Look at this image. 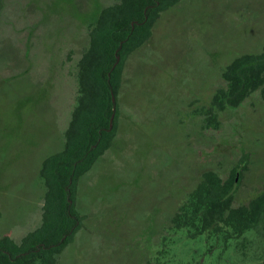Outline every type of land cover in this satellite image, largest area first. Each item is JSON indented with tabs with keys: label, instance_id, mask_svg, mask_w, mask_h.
I'll list each match as a JSON object with an SVG mask.
<instances>
[{
	"label": "rangeland",
	"instance_id": "374dc122",
	"mask_svg": "<svg viewBox=\"0 0 264 264\" xmlns=\"http://www.w3.org/2000/svg\"><path fill=\"white\" fill-rule=\"evenodd\" d=\"M15 2L0 0V32L15 42L0 55L10 50L3 56L10 60L20 58L41 16ZM48 2L49 14L72 11L61 0ZM109 2L77 0L74 19L53 15L36 27L30 73L0 88V230L19 241L41 222L46 188L39 170L63 147L86 29ZM263 44L264 0H183L162 14L154 37L127 61L116 143L80 186L87 218L57 264H264V221L228 241L222 232L200 234L171 221L201 173L228 174L244 148L249 163L235 202L264 187V99L255 95L243 108L223 111L217 129L202 132L200 121L224 66ZM23 66L2 64L0 76ZM230 130L236 136L224 137Z\"/></svg>",
	"mask_w": 264,
	"mask_h": 264
},
{
	"label": "trees",
	"instance_id": "16d2710c",
	"mask_svg": "<svg viewBox=\"0 0 264 264\" xmlns=\"http://www.w3.org/2000/svg\"><path fill=\"white\" fill-rule=\"evenodd\" d=\"M48 1L29 0L24 4L14 0L20 9L37 8L41 16L36 17L34 28H30L19 59L4 58L10 50L0 55V67L25 61V66L18 67L14 73L0 76V88L30 73L36 27L47 19L52 23L53 15L59 22L74 19L72 11L77 0H61L72 10L64 15L49 14ZM181 1L113 0L105 3L96 19L88 24L87 45L77 61V101L64 131L63 147L47 155L39 170L46 188L40 210L41 222L21 241L0 230V264H57L59 254L83 228L87 214L79 208L80 186L116 143L120 128L119 96L127 61L134 51L154 37L155 25L162 14ZM3 2L6 4L7 0ZM0 33L3 35L0 47L14 46L11 38ZM220 77V85L208 106L200 111L202 132L206 128L217 129L223 111H237L255 95L264 99V44L260 51L245 52L233 58L224 66ZM235 136L230 130L224 137ZM249 156L250 152L244 148L238 163L224 176L213 168L204 170L171 218L173 226L195 228L200 234L222 232L228 241L264 221V187L248 202H235Z\"/></svg>",
	"mask_w": 264,
	"mask_h": 264
},
{
	"label": "water",
	"instance_id": "95a60500",
	"mask_svg": "<svg viewBox=\"0 0 264 264\" xmlns=\"http://www.w3.org/2000/svg\"><path fill=\"white\" fill-rule=\"evenodd\" d=\"M114 115H115V112H114V114H113V116H112V117H114Z\"/></svg>",
	"mask_w": 264,
	"mask_h": 264
}]
</instances>
